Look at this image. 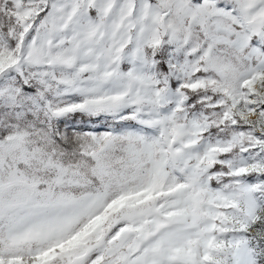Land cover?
Masks as SVG:
<instances>
[{"label": "snow or ice", "instance_id": "6c2138e0", "mask_svg": "<svg viewBox=\"0 0 264 264\" xmlns=\"http://www.w3.org/2000/svg\"><path fill=\"white\" fill-rule=\"evenodd\" d=\"M0 264H264V0H0Z\"/></svg>", "mask_w": 264, "mask_h": 264}]
</instances>
